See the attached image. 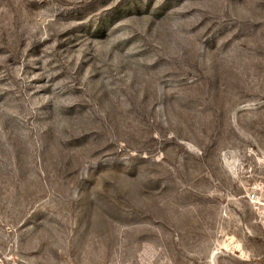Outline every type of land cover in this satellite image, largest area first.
Segmentation results:
<instances>
[{"label":"rangeland","instance_id":"1","mask_svg":"<svg viewBox=\"0 0 264 264\" xmlns=\"http://www.w3.org/2000/svg\"><path fill=\"white\" fill-rule=\"evenodd\" d=\"M0 264H264V0H0Z\"/></svg>","mask_w":264,"mask_h":264},{"label":"built area","instance_id":"2","mask_svg":"<svg viewBox=\"0 0 264 264\" xmlns=\"http://www.w3.org/2000/svg\"><path fill=\"white\" fill-rule=\"evenodd\" d=\"M253 194V196H252V198H253V201L256 199V198H258L259 199V197L256 195V193H252Z\"/></svg>","mask_w":264,"mask_h":264}]
</instances>
